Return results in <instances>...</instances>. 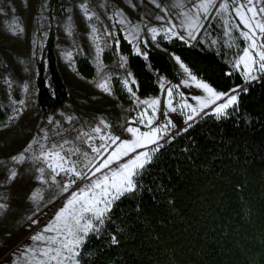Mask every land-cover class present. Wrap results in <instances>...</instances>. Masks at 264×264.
I'll return each instance as SVG.
<instances>
[{
	"label": "rangeland",
	"instance_id": "rangeland-1",
	"mask_svg": "<svg viewBox=\"0 0 264 264\" xmlns=\"http://www.w3.org/2000/svg\"><path fill=\"white\" fill-rule=\"evenodd\" d=\"M177 2L178 0H0V204L5 206L0 208V264H12L19 255L13 253L24 245L39 247L29 237L48 223L71 191L86 183L77 180L69 193L63 195L56 185L41 183L37 179L40 175L37 169L46 166L34 159L39 154V144H33L32 150L25 153L26 159L22 163L13 161L11 157L21 153L34 138L46 146L60 144L67 139L73 142L69 147H79L82 152L88 151L90 155H95L91 153L88 143L100 145L101 141L92 130L96 126L103 129L101 119L110 125L104 131L120 136L121 139L131 140V134L125 129L131 126L139 127L141 132L149 131L146 126L147 117L143 125L133 121H138L144 112L148 116L153 115V110L140 102L159 99L160 104L155 110L151 127H163L169 119L175 125H170L166 132L160 134L163 139L159 140V144L179 131L186 124L188 115H193L194 119L206 111L214 113L215 107L225 102L227 96L201 111L200 104L193 97L206 99L208 93L196 87V81L207 83L216 92L220 91L195 75L176 53L162 46V42L175 39L192 45V40H203L211 34L213 20L217 15L214 14L210 21H204V27L196 31L195 39H191L186 24H181L185 20L181 13L192 7L193 0H179L184 5L183 8L177 7ZM228 2L230 4L231 0ZM84 5L87 7V15L82 7ZM153 28L155 33L151 31ZM50 35L54 40L57 66L68 86V96L55 110L45 111L38 109L34 102L38 62H45L44 47ZM122 38L131 44L134 52L137 53L139 49V54L143 56L148 49L165 51L169 56L174 78L154 75L161 87L158 93L140 95L136 92L132 84V80L136 82L135 76L127 63L126 54L120 49ZM231 42L234 44V39ZM236 49L234 46L231 56L233 66L245 78L243 65L237 66L242 54ZM122 56L125 57L124 60L121 59ZM86 60L93 67L92 75L89 76L81 71L87 69L84 65ZM181 63L188 68V73L181 68ZM252 75L258 79L264 72L253 70ZM192 76L196 77V81L191 79ZM104 82H107L110 93L97 87ZM129 87L132 92L128 91ZM169 88L173 91L172 97L167 96ZM234 89L237 91L233 92L232 89L227 94L237 95L242 87ZM169 99L172 100V106L177 108L176 112L169 111ZM185 102L195 107L198 114H193L191 108L184 107ZM45 132L47 140L42 139ZM84 132L96 138L88 143L85 142L88 140L87 136H81L77 140L76 137ZM103 134L104 132L101 133ZM114 147L115 145L103 155L106 157ZM141 151H150V148L137 149V152ZM72 159L77 157L73 156ZM13 170L17 175L9 180ZM49 176L46 169L45 179ZM66 179L63 175L57 176L61 183ZM37 190L43 198L34 201L30 197ZM34 220L38 222L34 224ZM20 264H23V260Z\"/></svg>",
	"mask_w": 264,
	"mask_h": 264
},
{
	"label": "trees",
	"instance_id": "trees-1",
	"mask_svg": "<svg viewBox=\"0 0 264 264\" xmlns=\"http://www.w3.org/2000/svg\"><path fill=\"white\" fill-rule=\"evenodd\" d=\"M53 44L50 35L45 62H38L34 104L45 111L68 96ZM162 46L222 93L247 86L227 114L217 119L203 112L156 146L138 170L137 189L116 201L99 231L86 237L80 264H264V76L245 81L232 54L199 40ZM120 49L138 94L159 92L153 73L174 78L165 51L148 49L143 56L124 38ZM84 65L81 71L92 75L91 63Z\"/></svg>",
	"mask_w": 264,
	"mask_h": 264
},
{
	"label": "snow or ice",
	"instance_id": "snow-or-ice-1",
	"mask_svg": "<svg viewBox=\"0 0 264 264\" xmlns=\"http://www.w3.org/2000/svg\"><path fill=\"white\" fill-rule=\"evenodd\" d=\"M260 3L261 0H231V11L235 13V17L243 25V29H240L239 25H236V27L240 32V36L247 42L237 63V66L243 65L246 80L257 78L252 75L253 70L264 72V6H259ZM176 6L184 7L179 0ZM82 7L87 15L86 5ZM157 7H160V5L157 4ZM229 8L228 0H219V3H217V0H193L192 7L181 13L185 17L181 24H186L189 29L188 36L195 39L196 31L204 27V21H210L214 14L228 13ZM158 19L162 18L158 17ZM151 31L155 33L156 30L153 28ZM153 39H155V36H153ZM137 53L139 54V49H137ZM121 59L124 60L125 57L122 56ZM176 59L179 63V58ZM180 66L185 73H188V68L182 63ZM129 75L131 74L129 73ZM191 79L196 81L195 76H192ZM125 84H128L127 80ZM132 84H135V80H132ZM97 87L105 93H110L107 82L99 83ZM196 87L202 88L208 93L206 99L199 96L193 97L200 104L201 111L209 104H215L216 101L227 96L225 102L217 105L214 109L217 119L225 115L226 109L237 104L238 97L235 94L229 95L216 92L207 83L199 81H196ZM128 91L132 92V88L129 87ZM232 91L236 92L237 90L233 89ZM172 95L173 91L169 88L167 96L172 97ZM140 103L146 104L148 108L152 109L153 115L148 116V113L144 112L138 121H133V123L143 125L145 124V117H147L146 126L149 127V131L141 132L139 127L131 126L125 129L127 133L131 134V140L121 139L120 136L104 131L110 128V125L101 119L100 124L103 125V129L96 126L92 130L101 141L99 146L88 143L96 137L87 132L76 137L79 140L81 136H87L88 140L85 142L88 143L91 153L95 155H90L88 151L82 152L79 147H69L73 142L67 139L63 143H53L46 146L34 138L21 153L11 157L13 161L22 163L26 159L25 153L32 150L33 144H39V154L34 159L42 162L46 167L37 169L40 173L37 179L44 184L56 185L60 189L61 195L69 193L70 188L76 184L77 180L86 181V183L77 187L75 191L70 192V195L54 211L52 218L39 232L29 237L31 241L40 246L24 245L17 249V252L13 255H17V253L19 255L12 264H20L21 260H23V264H80L78 259L80 256L79 249L83 246L86 237L99 231L98 226L104 224L107 214L116 201L137 189L138 184L135 178L139 175L138 170L144 169L151 162L152 155L158 151V147L150 146L158 145L159 140L163 139L160 134L166 132L170 125L175 126L169 119L163 127H151L160 100H145ZM167 107L171 112L177 111V108L172 106L171 99L168 100ZM184 107L191 108L193 114H198L197 109L187 104V102H185ZM163 114L167 115V113ZM192 119L193 115H188L185 123ZM51 122L50 120L49 123ZM102 132H104L103 135H101ZM42 139H48L46 132ZM113 145L115 147L105 157L103 154L108 152V149ZM146 147L150 148V151L137 152V149ZM133 153L135 155H132ZM73 156L77 159L73 160ZM125 157H128V159L125 160ZM113 164H115V167H112ZM46 169L50 173L48 179H45ZM97 173H100V175L98 176ZM16 175L17 173L13 170L8 179H14ZM61 175L67 178L63 183L57 180V176ZM42 198L39 190L33 192L30 197L34 201ZM3 207L5 206L0 204V208ZM37 222L33 221L34 224ZM46 233H52V235H45ZM112 242L117 243L115 237L112 238Z\"/></svg>",
	"mask_w": 264,
	"mask_h": 264
},
{
	"label": "crops",
	"instance_id": "crops-1",
	"mask_svg": "<svg viewBox=\"0 0 264 264\" xmlns=\"http://www.w3.org/2000/svg\"><path fill=\"white\" fill-rule=\"evenodd\" d=\"M229 6L230 8L228 13H221L214 18V25L212 27L211 34L207 35V37L203 40H198L202 42L206 47L212 48L216 52H219L218 54H232L234 46L237 47L236 50L239 51V54H242V49L246 46L247 42H245L240 36V32L237 29L236 25H239L240 29H243V25L240 24L238 18L235 17V13L231 11V3L229 4ZM244 30L246 31L247 29ZM231 39H234V44H232ZM194 42L195 41L192 40V44ZM236 70H238L242 75L241 71L238 68H236ZM244 80L251 81V79L246 80L245 78Z\"/></svg>",
	"mask_w": 264,
	"mask_h": 264
},
{
	"label": "built area",
	"instance_id": "built-area-1",
	"mask_svg": "<svg viewBox=\"0 0 264 264\" xmlns=\"http://www.w3.org/2000/svg\"><path fill=\"white\" fill-rule=\"evenodd\" d=\"M259 6H264V0H261V3Z\"/></svg>",
	"mask_w": 264,
	"mask_h": 264
}]
</instances>
